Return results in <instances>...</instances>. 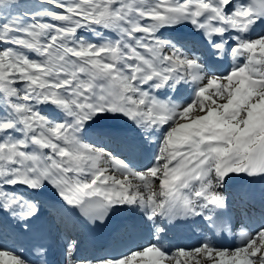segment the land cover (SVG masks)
Here are the masks:
<instances>
[{
	"label": "snow or ice",
	"instance_id": "6c2138e0",
	"mask_svg": "<svg viewBox=\"0 0 264 264\" xmlns=\"http://www.w3.org/2000/svg\"><path fill=\"white\" fill-rule=\"evenodd\" d=\"M185 21L214 55L232 57L226 74L156 35ZM257 21L264 0H0V209L27 221L38 202L7 186L47 182L90 223L117 205L137 206L152 222L156 243L90 259L78 258L70 239L65 264H264V212L259 230L241 227L231 248L207 236L172 248L157 222L203 217L210 232L232 233L226 178L264 177V33L249 35ZM184 84L194 89L190 102L167 94ZM108 115L132 121L147 143L158 140L150 167L82 139L87 121ZM22 251L0 247V264H47L43 244H34L35 258Z\"/></svg>",
	"mask_w": 264,
	"mask_h": 264
},
{
	"label": "bare ground",
	"instance_id": "6f19581e",
	"mask_svg": "<svg viewBox=\"0 0 264 264\" xmlns=\"http://www.w3.org/2000/svg\"><path fill=\"white\" fill-rule=\"evenodd\" d=\"M82 32L92 37V33L84 30ZM262 33H264V23L257 21L249 35L255 38L257 34ZM105 35L114 36V33L106 31ZM156 35L161 39L172 41L178 45L185 44L186 50L202 57L204 64L208 68H211L216 75H224L231 69L233 63L232 57L217 56V58H212L213 50L206 51L209 45L199 40L200 37H204L203 32L195 28L189 22L185 21L171 26H161L157 30ZM225 37H227V35ZM92 38L95 39L94 37ZM234 43L235 42L231 40L229 45ZM196 45L198 47L200 46L198 49L200 54L193 51ZM217 59L219 60L216 61ZM240 62L242 63L243 61L241 60ZM160 91L164 92L165 90ZM193 91L194 89L190 84H184L183 86H178V91L167 92V94L173 96L174 99L187 103L190 102ZM42 107H45L50 117L62 119V114L57 109H54L50 105H43ZM80 135L85 142L96 146L107 147V150L113 152V154L117 155L119 158L132 161L138 169L151 166L158 147V140H154L152 144L147 143L144 138H142V133L137 126L122 115H108L95 120H89L85 123ZM156 135L160 136L162 132ZM116 144H122L124 149H119V146H116ZM149 147L151 150L148 153L147 148ZM144 153H148V159L142 158V154ZM155 187L158 189V181ZM7 188L8 191L17 192L18 194L36 200L38 202V212L27 221H19L0 209V224L3 225V231H0V235L2 234L5 236L6 234H10L12 237H15L16 234L13 231L24 232L26 229L23 227V224L28 223L29 227L31 226L30 228H34L37 225L45 227L48 234L56 232L59 235L58 239L60 242L68 239L69 234L75 235V233H80V238H85V234L89 229L87 218L83 217L77 208L67 205L57 194L56 189L47 182H45L43 187L39 190L27 189L25 186H7ZM222 191H224V194L228 198L229 206L227 211L233 220L237 221L236 227L232 230V233L226 232L223 235H218L215 232H210L205 226L203 217L171 220L174 222L175 229H180L178 232L180 238L183 236V233L188 234L189 228L186 227L187 224L202 226L204 231V234L200 235L198 238L190 242L179 244L176 247L197 246L199 243L203 242L204 237L207 236L216 247L231 248L239 246L241 227H244L246 231L252 232V234H255L254 230H259V216L264 212V177H249L245 174H233L231 178H226V184ZM108 214L111 220L108 229L106 228L107 237L111 240V245H113L114 248L117 247L121 250L114 255H106V252H115L107 248L95 251L98 256L94 258H90L89 256L80 257V255L78 258L118 259L121 256L130 254L132 251L139 250L151 243H156L155 240L151 239L152 237L149 236L147 231V228L152 222L145 217L144 213L140 211L137 206H113ZM47 216L50 219H53V216L58 219V229H56V226L52 225L55 230H49L50 226L47 225ZM61 218L66 224L61 222ZM243 219H246L249 225ZM165 220L169 221L168 219ZM58 239L56 240L57 250L63 259V264H65L64 254L66 247L59 243ZM83 246L84 240H82L81 249ZM0 247L10 249L3 245H0ZM80 253L84 254L85 250L82 249Z\"/></svg>",
	"mask_w": 264,
	"mask_h": 264
},
{
	"label": "rangeland",
	"instance_id": "374dc122",
	"mask_svg": "<svg viewBox=\"0 0 264 264\" xmlns=\"http://www.w3.org/2000/svg\"><path fill=\"white\" fill-rule=\"evenodd\" d=\"M82 31H83V30H80V34H81V35H84L85 37H90V36H88V35H86V34H83ZM41 109L43 110V112H44L46 115H48L47 112H46L45 107H42V106H41ZM48 116H49V115H48Z\"/></svg>",
	"mask_w": 264,
	"mask_h": 264
}]
</instances>
